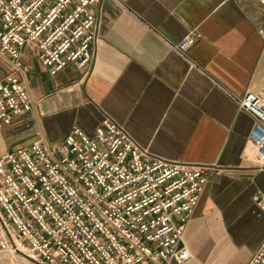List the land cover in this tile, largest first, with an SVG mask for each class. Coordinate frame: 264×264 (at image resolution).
Masks as SVG:
<instances>
[{
	"label": "crops",
	"instance_id": "crops-1",
	"mask_svg": "<svg viewBox=\"0 0 264 264\" xmlns=\"http://www.w3.org/2000/svg\"><path fill=\"white\" fill-rule=\"evenodd\" d=\"M90 72L68 63L54 76L22 50L31 109L0 128V155L35 140L59 144L70 129L91 136L103 116L147 153L217 165L183 230L182 264H246L264 240V167L246 138L252 120L229 94L264 87V6L254 0H98ZM183 54L170 50L189 31ZM0 76L9 70L0 54Z\"/></svg>",
	"mask_w": 264,
	"mask_h": 264
},
{
	"label": "built area",
	"instance_id": "built-area-1",
	"mask_svg": "<svg viewBox=\"0 0 264 264\" xmlns=\"http://www.w3.org/2000/svg\"><path fill=\"white\" fill-rule=\"evenodd\" d=\"M97 1L0 0V54L9 65L0 76V128L32 106L21 79L26 45L51 76L68 63L90 72ZM258 33L264 38V28ZM199 37L191 30L167 45L183 55ZM229 96L252 120L246 148L264 167V87ZM222 171L151 155L108 116L91 136L74 126L57 145L16 147L0 155V253L16 264H182L191 258L186 222L208 173ZM253 199L264 212V194ZM246 264H264V240Z\"/></svg>",
	"mask_w": 264,
	"mask_h": 264
},
{
	"label": "rangeland",
	"instance_id": "rangeland-1",
	"mask_svg": "<svg viewBox=\"0 0 264 264\" xmlns=\"http://www.w3.org/2000/svg\"><path fill=\"white\" fill-rule=\"evenodd\" d=\"M28 47H29L28 45L25 46V48H28ZM0 70H1V68H0ZM10 257H12V255H9L7 253H0V264H16V263H12L10 261ZM13 257L19 258L17 256H13Z\"/></svg>",
	"mask_w": 264,
	"mask_h": 264
}]
</instances>
